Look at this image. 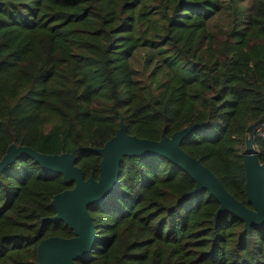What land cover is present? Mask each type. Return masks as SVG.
I'll return each mask as SVG.
<instances>
[{"label":"trees","instance_id":"1","mask_svg":"<svg viewBox=\"0 0 264 264\" xmlns=\"http://www.w3.org/2000/svg\"><path fill=\"white\" fill-rule=\"evenodd\" d=\"M221 0H0V158L11 145L70 153L88 179L120 118L158 141L194 124L181 149L237 201L247 129L264 116V0L241 24L208 32ZM146 51L144 83L131 67ZM157 74L162 75L158 79ZM253 145L264 163V137ZM165 159L125 158L116 190L88 207L96 242L77 264H264V227L244 232ZM72 186L22 158L0 173V264H38L37 246L71 238L53 197Z\"/></svg>","mask_w":264,"mask_h":264},{"label":"water","instance_id":"2","mask_svg":"<svg viewBox=\"0 0 264 264\" xmlns=\"http://www.w3.org/2000/svg\"><path fill=\"white\" fill-rule=\"evenodd\" d=\"M263 122L264 116L248 127L242 155L245 194L251 208L234 199L211 171L181 149L182 142L206 123L183 128L170 137L163 131L158 141H149L128 135L120 118L116 134L102 148L91 150L101 159L97 179L93 174L85 179L70 153L46 155L16 145L9 146L0 158V173L19 159L27 158L45 172L61 176L65 186H72L53 197L50 206L55 215L41 220V223L63 222L73 232V237H51L40 242L36 252L38 264H77L89 255L96 242V230L88 207L110 198L116 190L120 166L125 158L158 157L167 160L195 183L191 195L207 191L215 199L219 205L214 215L215 221L229 214L243 223L244 232H249L251 228L264 227V163H260L253 145L254 131Z\"/></svg>","mask_w":264,"mask_h":264},{"label":"rangeland","instance_id":"3","mask_svg":"<svg viewBox=\"0 0 264 264\" xmlns=\"http://www.w3.org/2000/svg\"><path fill=\"white\" fill-rule=\"evenodd\" d=\"M222 9L207 24L208 32L224 31L235 24L244 23L251 14V0H221ZM146 51L139 50L133 57L131 67L134 76L141 82H148V78L154 71L153 66H145ZM162 79L161 74H157Z\"/></svg>","mask_w":264,"mask_h":264},{"label":"built area","instance_id":"4","mask_svg":"<svg viewBox=\"0 0 264 264\" xmlns=\"http://www.w3.org/2000/svg\"><path fill=\"white\" fill-rule=\"evenodd\" d=\"M256 135L260 138L264 137V122L256 128Z\"/></svg>","mask_w":264,"mask_h":264}]
</instances>
